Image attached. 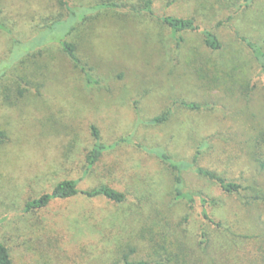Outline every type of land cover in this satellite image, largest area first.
<instances>
[{
    "label": "rangeland",
    "instance_id": "374dc122",
    "mask_svg": "<svg viewBox=\"0 0 264 264\" xmlns=\"http://www.w3.org/2000/svg\"><path fill=\"white\" fill-rule=\"evenodd\" d=\"M64 1L0 0V21L12 30H0V128L8 137L0 144V239L14 264H264V169L251 153L264 130V71L243 41L264 45V0H153L156 15L140 12L145 0H106L122 7L95 11L69 36L94 85L44 27L65 17ZM165 13L194 16L223 47H207L199 31L178 45L158 18ZM41 35L48 40L35 55L12 60L13 38ZM136 105L146 119L174 111L149 125L137 120ZM92 125L106 143L131 141L87 172ZM201 141L208 146L200 165L247 186L229 194L193 170L185 174L187 188L217 199L206 208L221 226L204 218L200 199L193 206L178 199L169 166L139 147L191 158ZM64 179L83 189L107 184L128 199L78 195L26 210Z\"/></svg>",
    "mask_w": 264,
    "mask_h": 264
},
{
    "label": "trees",
    "instance_id": "16d2710c",
    "mask_svg": "<svg viewBox=\"0 0 264 264\" xmlns=\"http://www.w3.org/2000/svg\"><path fill=\"white\" fill-rule=\"evenodd\" d=\"M71 0H65L64 5L67 9V14L63 18L55 19L51 24L45 25L47 32H53L51 41L57 42L62 50L72 61L74 67L81 70L84 74L86 83L88 85H94L99 82L93 73L92 67L88 66L82 61L77 52L76 43L69 38V36L77 29L81 22L85 21L90 14L101 9L108 8H120L119 3L114 1H102L92 5H86L82 2H78L74 6L70 4ZM178 0H170L168 5H173ZM254 0H244V4H250ZM145 12L150 15H156L154 10V1L145 0L140 12ZM162 22L171 31L172 37L176 40L178 45H181L185 41V33L188 31H199L204 37V43L207 47L213 50H219L223 47V43L217 33L209 28H202L197 22L194 16H183L165 13L158 16ZM0 30L11 33L12 30L5 23L0 21ZM44 35L38 38H33L28 41H21L13 38V49L11 50V57L13 61H25L30 55H35L36 47L42 46L43 42L48 39H41ZM243 41L247 47L253 53L258 64L264 71V45L263 43L253 41L249 38H243ZM34 53V54H33ZM5 71H2L0 67V81L5 78ZM23 94V91H20ZM181 106L189 109H201L203 105L197 102L189 101H177ZM173 107L169 106L162 113L146 119L141 115L139 107L136 105L137 120L139 123H146L149 125H161L168 122L173 114ZM91 134L93 136V145L85 156L86 171L89 172L94 165L100 161L102 156L113 149H116L123 142H130L129 138L123 137L115 140L112 143H106L103 141L101 131L98 126H91ZM8 139L7 132L0 128V144L4 143ZM208 146V142L201 141L197 143L196 151L191 158H176L162 148H153L146 145L139 144L142 149L156 154L157 157L167 164L174 175V192L178 199L185 200L189 205L193 206L197 199L203 207L202 215L204 218L211 221L217 226H221L220 222H216L214 218L208 213L207 205L217 204L218 201L215 198H208L201 193L190 190L186 186L185 174L193 170L198 175L208 179L209 181L217 184L224 192L229 194H239L244 189H247L242 182L226 177L223 173L204 167L199 164V159L204 153V148ZM252 156L257 163L264 169V130L261 131L256 137L253 138V151ZM78 180L76 179H64L59 181L51 191L43 193L39 197L32 198L26 203V210L37 211L49 205L52 201L58 199H70L78 195H83L87 198L103 197L115 203H124L127 201L128 196L126 192L121 191L113 186L102 184L93 188H80L78 186ZM255 199L259 198L258 195L254 196ZM0 264H14L11 249L0 239ZM123 264H151L146 260L130 261L125 258Z\"/></svg>",
    "mask_w": 264,
    "mask_h": 264
}]
</instances>
